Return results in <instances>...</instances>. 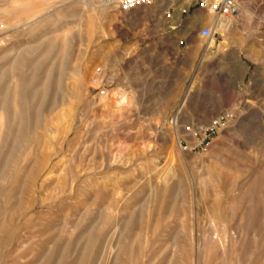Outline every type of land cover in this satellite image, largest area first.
Masks as SVG:
<instances>
[{
	"label": "rangeland",
	"instance_id": "obj_1",
	"mask_svg": "<svg viewBox=\"0 0 264 264\" xmlns=\"http://www.w3.org/2000/svg\"><path fill=\"white\" fill-rule=\"evenodd\" d=\"M186 1L0 0V264H264V0Z\"/></svg>",
	"mask_w": 264,
	"mask_h": 264
},
{
	"label": "built area",
	"instance_id": "obj_2",
	"mask_svg": "<svg viewBox=\"0 0 264 264\" xmlns=\"http://www.w3.org/2000/svg\"><path fill=\"white\" fill-rule=\"evenodd\" d=\"M117 7L123 12H131L142 7L151 6L154 0H116ZM189 9L182 8L181 16L188 14L190 7L196 10H203L213 13L218 19L232 17L239 13L241 9V0H188ZM167 17H171L170 10H167ZM182 17H180V20ZM180 23V21H179ZM199 35L209 38L213 35L211 27H202ZM234 113L232 111H222L213 117L207 123H187L181 126L182 133L178 136V144L183 150L200 149L206 151L212 142L213 137L219 132L225 124L232 120ZM178 115L171 119L172 124L176 125ZM177 126V125H176Z\"/></svg>",
	"mask_w": 264,
	"mask_h": 264
},
{
	"label": "bare ground",
	"instance_id": "obj_3",
	"mask_svg": "<svg viewBox=\"0 0 264 264\" xmlns=\"http://www.w3.org/2000/svg\"><path fill=\"white\" fill-rule=\"evenodd\" d=\"M105 1V3L106 4H108V5H111V4H113V3H115V0H104ZM117 2V1H116ZM186 4H188V0L186 1ZM138 10V9H137ZM241 10V9H240ZM240 12V11H239ZM211 13V12H210ZM213 14V13H212ZM238 15V14H237ZM210 16V15H209ZM198 18H200V22H205V21H207L208 20V18H210V17H208V16H206V15H204V14H202V13H200L199 14V17ZM227 18H229V17H227ZM180 21V16H178V20H177V22L176 23H178ZM228 23L227 22H225V18H222V20L219 22V25L220 26H226ZM37 90V89H36ZM117 96H119L118 98L121 100V102L122 101H124V99H125V95L124 94H120L119 95V93L117 94ZM120 102V101H119Z\"/></svg>",
	"mask_w": 264,
	"mask_h": 264
}]
</instances>
